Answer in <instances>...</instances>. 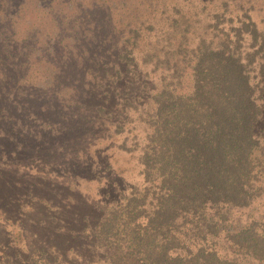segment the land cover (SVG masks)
<instances>
[{
    "label": "trees",
    "instance_id": "16d2710c",
    "mask_svg": "<svg viewBox=\"0 0 264 264\" xmlns=\"http://www.w3.org/2000/svg\"><path fill=\"white\" fill-rule=\"evenodd\" d=\"M47 1L48 8L37 10L51 26L27 20L18 36L19 17L12 20L6 4L2 64L22 67L45 45L62 55L69 76L61 83L64 99L76 105L66 122L79 118V134L109 138L119 100L133 112L140 108L146 124L137 158L141 184L107 207L94 234L105 264H264V29L251 11L262 0ZM197 7L207 9L209 23L198 30L217 45L187 41L197 31L189 28L188 9ZM217 27L220 38L209 34ZM166 30L175 45L160 53L152 42ZM244 39L243 57L236 47ZM38 57L34 63L48 69L39 77L53 81L48 75L57 67L47 54ZM138 78L146 104L137 94L119 99ZM114 126V132L122 127ZM90 144L80 148L86 160L76 159L79 152L73 159L78 174L95 171ZM29 264L54 263L37 256Z\"/></svg>",
    "mask_w": 264,
    "mask_h": 264
},
{
    "label": "rangeland",
    "instance_id": "374dc122",
    "mask_svg": "<svg viewBox=\"0 0 264 264\" xmlns=\"http://www.w3.org/2000/svg\"><path fill=\"white\" fill-rule=\"evenodd\" d=\"M30 1L6 0L7 14L12 20L19 17L13 28L17 36L25 32L27 20L42 27L51 26V21L41 18L37 10L48 8V1L44 0L41 7H35L36 0H32V4ZM6 4L0 1V16L6 11ZM187 4L196 7L194 2ZM197 8L188 9L191 11L189 28L197 31L187 35V41L191 46L200 40L217 45L219 40H213L214 36L206 38V34L198 30L209 23L204 17L207 9ZM251 11L258 27L264 29V0ZM213 31L215 36L221 37L220 28L212 29L209 34L213 35ZM169 33L170 30L160 33L163 39L152 42L160 53L175 45ZM248 45L247 39L241 40L236 51L244 57ZM45 47L40 54L30 55L19 68L15 64L13 67L11 61L6 65L0 61L2 81L5 80L4 71L12 65L11 74L7 73L11 78L0 85V264H29L37 256H44L54 264H105L94 234L107 207L121 193L141 184L137 158L144 143L146 124L140 108L133 112L127 109L129 105L123 106L119 100L113 127L106 130L111 133L109 138L89 136L88 131L79 134V118L66 122L68 113H74L76 105L64 99L67 95L61 83L69 76L65 65L58 61L62 55H52ZM45 54L58 72L48 75L53 79L48 83L39 77L46 75V65L34 63L38 56ZM142 83L140 78L127 82L119 99L137 94V100H143L141 105L146 104L149 98ZM20 86L25 90L19 92ZM114 125L122 127L114 132ZM89 143V156L94 160L95 171L78 174L73 159L79 152L76 159L86 160L80 148ZM96 147H103L100 153L93 152ZM71 184L73 189L69 190ZM48 195L54 198L53 202H47ZM81 215L87 217L84 222L77 218Z\"/></svg>",
    "mask_w": 264,
    "mask_h": 264
}]
</instances>
